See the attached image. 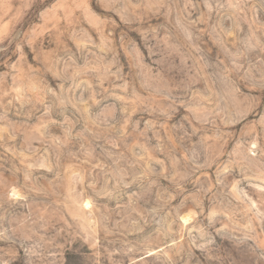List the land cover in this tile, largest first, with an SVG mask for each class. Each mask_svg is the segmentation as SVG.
Returning <instances> with one entry per match:
<instances>
[{
  "label": "rangeland",
  "instance_id": "rangeland-1",
  "mask_svg": "<svg viewBox=\"0 0 264 264\" xmlns=\"http://www.w3.org/2000/svg\"><path fill=\"white\" fill-rule=\"evenodd\" d=\"M0 264H264V0H0Z\"/></svg>",
  "mask_w": 264,
  "mask_h": 264
}]
</instances>
